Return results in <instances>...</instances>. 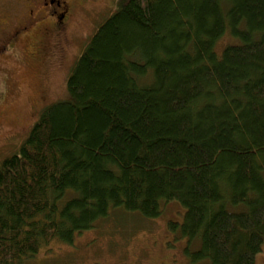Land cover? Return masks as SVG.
<instances>
[{
    "label": "trees",
    "instance_id": "trees-1",
    "mask_svg": "<svg viewBox=\"0 0 264 264\" xmlns=\"http://www.w3.org/2000/svg\"><path fill=\"white\" fill-rule=\"evenodd\" d=\"M225 43L217 52L218 42ZM0 160V264L177 201L191 264L264 243V0H120ZM171 229L177 224L169 222Z\"/></svg>",
    "mask_w": 264,
    "mask_h": 264
},
{
    "label": "rangeland",
    "instance_id": "rangeland-1",
    "mask_svg": "<svg viewBox=\"0 0 264 264\" xmlns=\"http://www.w3.org/2000/svg\"><path fill=\"white\" fill-rule=\"evenodd\" d=\"M119 4L120 0H89L85 8L76 11L65 31L48 39L43 46L48 54L42 60L25 57L27 40L0 57V160L18 151L45 107L67 98L65 80L71 66L89 37ZM85 10L90 11L88 15ZM230 41L234 42L223 37L217 52ZM184 212V207L172 200L162 205L160 216L154 219L116 209L77 234L71 244L52 241L34 256L14 264H191L185 250H198L200 242H188L180 233ZM169 222L176 223V229H171ZM254 264H264V243Z\"/></svg>",
    "mask_w": 264,
    "mask_h": 264
},
{
    "label": "flooded vegetation",
    "instance_id": "flooded-vegetation-1",
    "mask_svg": "<svg viewBox=\"0 0 264 264\" xmlns=\"http://www.w3.org/2000/svg\"><path fill=\"white\" fill-rule=\"evenodd\" d=\"M88 1L0 0V57L27 40L25 57L34 61L44 59L48 52L45 54L43 46L48 39L65 31L76 11L85 8ZM85 12L88 15L90 11Z\"/></svg>",
    "mask_w": 264,
    "mask_h": 264
}]
</instances>
